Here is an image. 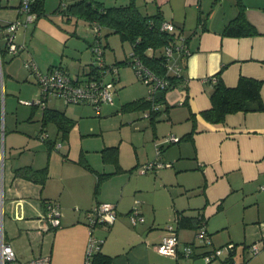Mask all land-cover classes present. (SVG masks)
Wrapping results in <instances>:
<instances>
[{
	"label": "crops",
	"instance_id": "1",
	"mask_svg": "<svg viewBox=\"0 0 264 264\" xmlns=\"http://www.w3.org/2000/svg\"><path fill=\"white\" fill-rule=\"evenodd\" d=\"M136 2L143 13L158 12L164 20H170L182 29L189 48L183 69L184 79L167 89L164 100L159 103L160 115L152 123L150 116L145 115L150 112L149 109H121L124 103L147 97L149 92L145 95V90L136 82L129 81L125 71L118 69L113 101L105 103L116 106V109L107 107L104 112L116 111V116L123 118L134 111H142L143 116L150 120V128H142L136 121L131 125L137 127L138 135L148 137L150 154L156 149L153 158L157 155L167 166L141 171L142 164L150 160V154L146 152L144 155L135 150L133 158H126L121 149L124 138L94 148L95 156L83 155L82 151H89V148H80L70 160L61 159L58 153L52 152L54 147L49 148L47 142L38 136L40 131L49 132L48 126L42 124L44 105L28 104L41 107H29V113L21 108L22 98L16 101L12 97L15 94L7 93L8 80L4 77L2 82L3 72H0L3 226L7 213L18 222L8 230L4 229L5 237L17 258L23 262L47 255L51 264H84L90 234L84 223L85 212L100 202H111L116 205L115 222L109 227L96 225L94 234L103 238L100 252L109 256L113 264H203L199 255L171 257L159 250L169 223L177 225L181 216L193 222L198 215L205 221L211 244L197 248L196 254L233 242L236 243L233 259L238 264H264V188H261L264 184V109L229 113L220 123L209 122L201 114L211 105L210 93L220 70L218 77L227 86L236 85L241 75L261 80L260 95L264 100V0ZM17 4L10 3V8L6 10L10 14L6 15L7 18L0 17V23L18 17ZM240 10L258 34L223 35L225 25ZM29 27L30 24L20 27L14 33L15 40L24 43L26 49ZM72 31L74 37L82 40L72 41V53L78 55L57 60L37 59L41 69L60 64L71 76L88 73L89 65L93 63L89 47L94 33L79 26ZM64 36L62 34V39L67 38ZM51 46V43L46 44L47 48ZM46 51L48 53L50 49ZM105 56L104 50L107 64L124 59L118 58L115 52L113 60H107ZM82 63L85 65L82 66ZM6 75L11 79L23 77L11 67ZM18 93L29 95L22 87ZM53 99L58 101L56 109L73 120L64 139L69 137L72 129L79 130L86 117L95 112L91 105L67 104L56 97L48 98L47 107ZM54 130L57 132L55 126ZM191 130L190 137L182 138ZM169 134L181 139L167 143L164 137ZM57 135L62 137L59 133ZM134 135L132 132L130 143L134 141ZM108 146H117V165L105 161L103 157L102 150ZM159 146L162 150L157 154ZM108 165L113 168L109 169ZM22 166L33 169L47 166L48 177L41 184L15 176V168ZM150 171L155 173L149 174ZM98 173L111 174L101 180L95 192ZM49 200L56 201L61 212L60 225L53 230L45 218V203ZM134 204L143 216V220L136 224L131 222L128 214ZM177 234L180 247L195 242L196 229L192 226H180ZM12 240L19 242L16 245ZM252 244L258 246L254 255L248 251V246ZM220 263L223 264V261L220 260Z\"/></svg>",
	"mask_w": 264,
	"mask_h": 264
},
{
	"label": "trees",
	"instance_id": "2",
	"mask_svg": "<svg viewBox=\"0 0 264 264\" xmlns=\"http://www.w3.org/2000/svg\"><path fill=\"white\" fill-rule=\"evenodd\" d=\"M0 3H1V0H0ZM18 4H19V1H18ZM43 6H44V0H34L31 3V11L35 17H34L33 22L30 23V25H32L39 16H42L45 14ZM60 9H61V12L67 16H75L77 18H81L85 20L90 27H92L93 22H97L98 25L101 27V31L105 30V33H104L105 36H108L111 33H116L119 35L122 41H126L130 44L131 52L128 55V60L127 58H124L114 63L107 64L104 61V52H103L102 61L104 62L105 65L116 66L117 72H118L117 65L120 63H123V64L128 63L131 65L130 56L135 55L139 58V60L141 61L144 67L152 71L157 77L166 79L168 81V86L162 88L161 90L163 94L160 99H156L152 97L150 98L149 96L141 97V98H137V99L124 103L121 108L124 110H132L134 108L149 109L150 111L149 116H150L151 122L152 123L156 122L161 112L159 108V103H161L164 100L165 92L167 91V89L173 87L178 82L184 79V71H182L181 75L179 76L167 72V61H166L165 56L163 55V47L165 45L171 44L174 41V35L173 33H169L161 29V23L164 20L161 14L158 12L154 14L143 13L138 7L136 0H129L127 3L116 4V5H106L104 4V2L99 1V0H73L70 3H64L62 6H60ZM6 25L7 23H0V38H2V34H3L2 32H3V29L6 27ZM222 34L228 35V36H245V35H255V34H258V32L255 29V27L246 19L243 11L240 10L238 14L236 15V17L232 19L228 24L225 25V27L223 28ZM92 43L90 44V47H89L91 53H92V49H91ZM107 45H108L107 43L103 45L104 50ZM22 50L16 53H9L7 52L5 48V42H4V46L0 47V64L2 65L5 55L12 58L15 55H18L19 53H21ZM185 58L186 57L181 58V64L183 66V69L186 66ZM29 59H32V58H29ZM29 59H26L24 61V66L29 70L30 75H33L32 72L30 71V68L25 65V62ZM32 60L36 63V65L41 71H47L48 69H51L53 67H60V68H63L69 74L68 70L60 64L50 66L48 69L43 70L39 67L38 63L34 59ZM89 66L90 67L88 69V73L85 75H79L78 76L79 80H83L86 77L87 78L96 77L98 75L99 67L96 64L95 56L93 57V63L90 64ZM133 69L135 71L134 67ZM220 71L215 76L216 77L215 82L212 86V90L210 93L211 105L209 108L201 112L202 116L207 121L212 122V123H220L225 120V116L229 113H233L237 111H244V112L260 111L264 109V100H262L261 95H260V87L262 84L261 80L241 75L239 76L236 85L227 86L223 83L222 79L218 77V74H220ZM117 72L115 74L108 73L105 76V79L109 80L107 79V76L109 74H112L113 78L111 80L113 81V83H115ZM115 75L116 77H114ZM140 80L142 81V78H140ZM114 91H115V84L113 87V92ZM40 96H41V92H40ZM113 96H114V93H113ZM47 100L48 99H43L44 108H43L42 124L44 127H46L48 123L54 124L56 131H57L56 134L59 133L62 136V138H65L70 128L73 125V120L67 117L63 111H60L56 108L47 107L46 106ZM68 103H73V102H68ZM74 104H88V105H91L95 109L96 112H100L102 105L105 103H103L100 106L99 110L96 109V106L93 103L79 102V103H74ZM153 104L158 105V107L156 109H153ZM192 132L193 130L187 132V134H185L182 138L190 137ZM40 133H45L46 137L41 138ZM38 136L47 142L49 148L55 147L56 141L49 139V134L45 130L40 131ZM180 139L181 137H179L177 141H179ZM177 141H172V142H177ZM167 143H171V142H167ZM161 150H162V146H159V148L157 149V152H158L157 154H159ZM116 151H117V146H108L104 148L102 150V154H103L105 161H112L117 165ZM161 163H163L161 167L167 166L166 163L164 162H161ZM86 166L88 165L86 164ZM149 170H152V169H149ZM14 174L15 176L24 177L30 180L37 181L42 184L45 182V180L48 177V169H47V166H44L39 169H33L29 166H22V167L15 168ZM109 174L111 173H98V179L95 185V192L98 191L101 180L109 176ZM47 202L48 201H46V203ZM115 209H116V205H115ZM130 211L131 209L129 210V212ZM116 213H117V210H116ZM115 220L113 221V223L115 222ZM84 223L87 226L85 222V217H84ZM113 223L103 224V225L109 227ZM169 224H174V223H169ZM201 224L205 226V221L201 215H198L197 219H195L193 222H191L190 218L181 216L177 221V225L175 224L174 225L176 226V230L180 226H192L196 229V232H197V229L199 228ZM48 225H49V228L54 229L55 227L59 226L60 223L57 226H51L48 222ZM205 231H206V228H205ZM187 244L192 245L194 248V252L191 254V256L199 255L195 253L198 247L201 248L200 243L198 242L196 238V235H195V242H191ZM234 244L236 248V243ZM249 247L250 245L248 246V251H249ZM234 252L231 253L230 260L231 262L238 264L233 259ZM110 262H111V258L101 253L100 250L94 254L93 260H92V264H107Z\"/></svg>",
	"mask_w": 264,
	"mask_h": 264
},
{
	"label": "built area",
	"instance_id": "3",
	"mask_svg": "<svg viewBox=\"0 0 264 264\" xmlns=\"http://www.w3.org/2000/svg\"><path fill=\"white\" fill-rule=\"evenodd\" d=\"M34 0H19L17 6L18 17L14 20L7 22L6 27L3 29L2 40L5 42V48L9 53H16L25 47L24 43H18L15 40V31L20 27H26L33 22L34 14L31 11V3ZM91 29L94 33V41L91 49L93 55L96 57V64L98 68V75L96 77L85 78L79 80L78 76H70L63 68L53 67L47 71H41L36 63L29 59L25 65L30 68L41 90V96L35 101H24L26 104H39L44 105L43 99L49 97L62 98L65 103L73 102H88L93 103L96 109L99 110L103 103H111L113 101V87L112 80H106L105 76L108 73L115 74L117 72L116 66H107L102 61V54L104 47L101 43L102 31L97 22L92 23ZM161 29L169 33H173L174 41L171 44L163 47V55L167 61V72L174 75H181L183 66L181 58L189 54L186 37L179 26L170 20H163ZM131 65L135 68L137 76L142 78V81L149 87V97L155 98V93L158 90L168 86L166 79L157 77L152 71L144 67L135 55L130 56ZM158 105L153 104V109ZM149 113H146L148 116ZM41 138H45V133H40ZM178 137L175 135H168L164 138L165 142L177 141ZM61 143L55 144L56 148H60ZM163 163L160 161L150 162L141 167V171L155 169L161 167ZM264 188V184L261 185ZM3 200L0 197V264H51L50 258L47 255L38 256L23 262L17 258L14 249L10 242L5 239L4 226H3ZM60 208L59 204L55 201H48L45 205V218L51 226H57L60 223ZM117 216L115 204L111 202H100L92 209L86 211L85 222L89 227V237L86 243L85 262L84 264H92L93 256L101 248L103 238L96 236L93 231L96 225L111 224ZM129 218L133 224L143 220L138 207L134 204L129 212ZM196 238L202 248L208 247L211 244V239L205 231V226L201 224L196 232ZM199 248V247H198ZM235 244L230 242L220 246L210 247V249L203 250L199 254L203 260V264H210L211 262L219 259L223 264H236L231 262V253L235 251ZM162 254L178 257L180 254L183 256H191L194 248L190 244H183L179 246V239L174 224H168L166 233L162 238L159 246ZM258 252V246L252 244L249 247L250 255ZM107 264H113L112 262Z\"/></svg>",
	"mask_w": 264,
	"mask_h": 264
},
{
	"label": "rangeland",
	"instance_id": "4",
	"mask_svg": "<svg viewBox=\"0 0 264 264\" xmlns=\"http://www.w3.org/2000/svg\"><path fill=\"white\" fill-rule=\"evenodd\" d=\"M73 0H48L45 3L44 0V12L45 14L42 16H39L37 20L30 25V27L27 29V37L26 42L28 45L27 49H24L21 53L18 55H15L14 57L10 58L9 56L5 55L4 61L2 62L0 72L2 74V82L4 77L8 80L7 85V93L15 94V96H12L17 101L18 98L21 101V108H25L26 111H30V108L32 106L34 109L41 108L38 105H28L23 104L24 100L29 101H35L40 97V87L36 82V79L33 75H30L29 70L24 66V61L26 59H29L31 57L34 58L36 62L37 59H66V57H72L77 56V54L72 53V41H75L76 39L82 41L78 37H74L72 35L74 28L76 26L79 27H86L89 29V31L93 32L91 27L88 25V23L81 19L77 18L75 16H67L61 12L60 6H62L64 3H70ZM104 2L106 5H116V4H123L126 3L128 0H100ZM18 2V0H1V6H0V17L1 18H7L6 15H9L6 10L9 7L10 3ZM105 30L102 31V39L101 43L102 45L108 44L105 47L106 56L105 59L107 60H113V52L116 53V56L118 58H127L131 51V46L128 42L122 41L118 34L111 33L108 36L104 35ZM62 34L66 39H62ZM52 44L51 48H47L46 44ZM4 46V41L2 38H0V47ZM83 50L85 49V46L83 45ZM114 48V49H113ZM46 49H50V52L47 53ZM54 50V51H53ZM53 52V53H52ZM93 56V55H92ZM94 57V56H93ZM85 64L82 63V66ZM118 69H121L123 72L125 71L127 78H129V81H134L137 83L138 87H141L144 91V94H148V85L145 84L140 80V78L136 75L133 67L128 63H120L117 65ZM9 67L13 68L14 72L20 73L21 76L18 79H11L6 75V73L9 70ZM119 76V74L117 73ZM112 74H109L107 76V79L111 80L113 77ZM116 77V75L114 76ZM12 80L10 82V80ZM9 82L11 84H9ZM115 84V83H114ZM24 88L25 94L29 95H20L18 93L20 88ZM5 91V89H4ZM39 94V95H38ZM59 101H62L59 99ZM115 101L117 102V95L115 96ZM114 101V102H115ZM57 102L54 99L50 100L48 102V106L52 108H56ZM61 104V103H60ZM28 105V106H27ZM3 106V105H2ZM107 107H111L113 109H116V106H108L104 105L103 110L100 114V112H94L93 114L86 117V120L81 124L80 129L76 130L75 128L71 130L69 137L67 139H64L62 137H58L54 130V124L48 123V129L49 134H51V139H55V143H61L62 142V148L57 150L55 147L53 149V153H58L59 157L61 159L70 160L73 158L72 156H75L76 153L80 150V148L85 149L89 148V151H82L83 155L88 154L87 156H95L96 150L94 148H101L102 146H105V144H112L117 142L120 138H124V145L122 146V154L123 156L133 158L135 150L138 152H142L144 155L146 152L150 154V142L148 140V137H144L143 135L139 134L137 131L136 126H132V122L136 121L138 122V126L144 128L149 127L150 128V120L147 117L143 116L142 111H134L133 114H126L123 118L120 117V115L117 117V112L112 113H105L104 110ZM121 114V112H118ZM127 113V112H125ZM133 115V116H131ZM146 115V114H145ZM134 128L136 129L134 131ZM141 128V129H142ZM132 132L135 133L134 135V141L130 143V138ZM138 137V138H137ZM137 138V139H136ZM132 140V139H131ZM135 142V143H134ZM166 145V144H165ZM70 149V152L68 153V150ZM67 152V153H66ZM66 153V155H64ZM154 153H156V149L152 151V154L149 156V161L145 162L142 165H146L150 162L160 161L163 162L157 155L155 158H153ZM81 156L83 159L84 156ZM153 158V159H152ZM148 160V159H147ZM59 165V164H58ZM141 165V166H142ZM109 169H112V165H108ZM163 169V168H162ZM153 170V169H152ZM149 174H154V171L148 172ZM15 223L18 224L15 220H12V218L7 213L4 218V229L8 230L9 227L15 226ZM53 230V228H51ZM13 241V240H12ZM19 241H13V244H18ZM203 261V260H202ZM213 264H221L220 260L217 259L213 262Z\"/></svg>",
	"mask_w": 264,
	"mask_h": 264
},
{
	"label": "water",
	"instance_id": "5",
	"mask_svg": "<svg viewBox=\"0 0 264 264\" xmlns=\"http://www.w3.org/2000/svg\"><path fill=\"white\" fill-rule=\"evenodd\" d=\"M162 91L161 90H158V91H156V93H155V98L156 99H160L161 97H162Z\"/></svg>",
	"mask_w": 264,
	"mask_h": 264
}]
</instances>
